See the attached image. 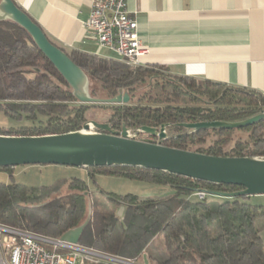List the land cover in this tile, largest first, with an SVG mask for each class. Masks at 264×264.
<instances>
[{"label":"trees","instance_id":"16d2710c","mask_svg":"<svg viewBox=\"0 0 264 264\" xmlns=\"http://www.w3.org/2000/svg\"><path fill=\"white\" fill-rule=\"evenodd\" d=\"M62 50L85 72L90 83L98 86L105 99L125 92L130 102L79 104L29 35L17 24L2 20L0 115L15 126L0 128V135L43 136L78 131L90 120L88 110L98 108L103 110V116L94 120L118 131L122 126L132 131L142 126H166V135L160 140L165 147L215 157L264 158V120L231 130L192 132L177 126L249 118L264 110L263 94L173 76L163 67H131L119 59ZM14 168H0L10 178L8 183L0 182V224L59 239L83 223L90 200L84 180L62 178L48 186L28 187L14 181ZM86 172L91 178L109 174L162 184L173 192L144 198L104 193L105 200H94L93 207L96 203H110L116 208L100 215L99 233H93L90 221L80 245L131 259L149 239L160 234L167 255L161 260L153 259L155 264H264V244L256 227V220L264 219V205L252 203L253 196L220 201L192 196L196 191L231 194L242 187L129 167L88 168ZM120 207L121 217L116 214Z\"/></svg>","mask_w":264,"mask_h":264},{"label":"crops","instance_id":"0c3cea01","mask_svg":"<svg viewBox=\"0 0 264 264\" xmlns=\"http://www.w3.org/2000/svg\"><path fill=\"white\" fill-rule=\"evenodd\" d=\"M12 1L66 52L118 60L83 30L91 0ZM126 8L144 66L264 95V0H126Z\"/></svg>","mask_w":264,"mask_h":264},{"label":"water","instance_id":"95a60500","mask_svg":"<svg viewBox=\"0 0 264 264\" xmlns=\"http://www.w3.org/2000/svg\"><path fill=\"white\" fill-rule=\"evenodd\" d=\"M10 21L21 27L38 51L49 61L69 86L79 104L127 105L130 97L119 92L111 99L90 95L88 76L59 47L46 37L41 28L12 0H0V21ZM264 120V110L235 122H198L178 124L192 132L240 129ZM165 128L142 126L133 131L122 126L120 131L107 123L88 121L78 131L43 136L0 135V168L25 166H62L88 168L129 167L155 170L191 180L215 185H235L243 189L235 193H213L219 198L264 195V158L215 157L196 152L165 147L160 140ZM94 129L95 131H91ZM139 134L149 138L136 139ZM156 138V141L153 140ZM208 194V193H207ZM92 210L84 222L63 233L60 241L79 244L84 229L91 221ZM144 264H148L144 260Z\"/></svg>","mask_w":264,"mask_h":264},{"label":"built area","instance_id":"2783aa9c","mask_svg":"<svg viewBox=\"0 0 264 264\" xmlns=\"http://www.w3.org/2000/svg\"><path fill=\"white\" fill-rule=\"evenodd\" d=\"M82 27L96 38L100 48L127 65H143L146 50L141 47L137 22L127 11L126 0H91L90 13ZM128 135L132 137L133 131L128 130ZM136 139H140L139 135ZM207 195L204 191L192 194L198 199ZM0 264H135V261L0 224Z\"/></svg>","mask_w":264,"mask_h":264},{"label":"rangeland","instance_id":"374dc122","mask_svg":"<svg viewBox=\"0 0 264 264\" xmlns=\"http://www.w3.org/2000/svg\"><path fill=\"white\" fill-rule=\"evenodd\" d=\"M90 95L94 98L105 99L101 90L95 83H90L89 86ZM95 95L93 96L92 93ZM88 115L90 117L89 121H95L102 119L103 110L101 109H90L88 110ZM95 119V120H94ZM96 122V121H95ZM15 126L13 122L9 119L0 115V128H9ZM95 131V130H92ZM143 134H139V137H142ZM259 158V157H258ZM14 181L17 183L24 184L28 187H39V186H48L54 183L58 179H69V178H80L84 180L89 188L90 200H87V211L85 219L89 212V206H91L92 215V230L93 233H99L101 228L100 215H107L111 213L116 207L110 203L97 204L93 207L94 200L104 199V193H111L113 195H134L139 198L144 197H159L167 196L172 194L173 190L165 185L151 183L146 181H140L135 179H129L122 176L107 175V174H96L91 178L86 170L72 168V167H62V166H25V167H16L13 171ZM0 182L8 183L10 178L8 173L0 171ZM209 201L216 200L220 201L221 199L213 196H206ZM105 200V199H104ZM252 203L264 205V195L262 196H253ZM122 207L118 208L116 214L117 216H122ZM84 219V220H85ZM84 222V221H83ZM215 226V225H214ZM256 227L259 231L260 237L264 244V219L260 218L256 220ZM216 235V230H213V236ZM167 253L164 246L163 237L160 234L149 239L147 243L141 247V250L135 258H125L124 256H118L121 259L134 260L135 264H144L146 259L148 264H155L153 259L161 260L166 257Z\"/></svg>","mask_w":264,"mask_h":264},{"label":"flooded vegetation","instance_id":"af4514ba","mask_svg":"<svg viewBox=\"0 0 264 264\" xmlns=\"http://www.w3.org/2000/svg\"><path fill=\"white\" fill-rule=\"evenodd\" d=\"M114 130L118 131L117 129H114ZM141 138H149V137H147V136H142V137H140V139H141ZM153 140L156 141V138H153Z\"/></svg>","mask_w":264,"mask_h":264}]
</instances>
